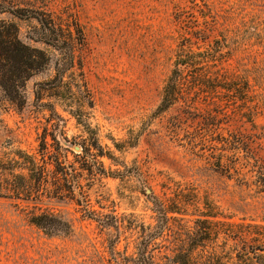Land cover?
<instances>
[{
  "label": "rangeland",
  "instance_id": "374dc122",
  "mask_svg": "<svg viewBox=\"0 0 264 264\" xmlns=\"http://www.w3.org/2000/svg\"><path fill=\"white\" fill-rule=\"evenodd\" d=\"M10 9L70 26L60 83L59 52ZM0 21L50 57L21 107L0 91V264H135L144 242L155 264H264V0H0ZM215 39L226 75L159 111L178 46Z\"/></svg>",
  "mask_w": 264,
  "mask_h": 264
},
{
  "label": "trees",
  "instance_id": "16d2710c",
  "mask_svg": "<svg viewBox=\"0 0 264 264\" xmlns=\"http://www.w3.org/2000/svg\"><path fill=\"white\" fill-rule=\"evenodd\" d=\"M10 12L18 17L34 18L39 25V40L44 44L53 47L60 54V60L55 62V74L50 82L46 84L55 85L62 81L63 73L73 66L74 62V44L76 36L70 29L63 27L62 24L55 23L54 19L43 12H33L23 14L17 9H10ZM77 34L80 31L76 29ZM205 30L201 29L203 34ZM201 39L204 41L205 36ZM211 43V42H209ZM221 41L215 39L205 50L195 51L192 49V43H181L175 50V59L170 75L163 85L162 97L158 106L159 111L166 110L185 91L183 84H197L198 81L205 79H222L226 75L219 65L223 61ZM50 62V57L43 49L29 46L23 43L16 34V27L12 23L0 21V91L6 101L21 107L24 104L23 90L26 81L33 75L43 71ZM188 80V81H187ZM193 89H196L194 87ZM224 92H230L229 88L222 87ZM39 92L36 91V100ZM50 112H54L51 105H44ZM222 106V105H221ZM99 156H105L112 159L110 152L99 151ZM28 170H30L28 168ZM153 204L158 218L157 234H159L166 225L167 215L162 204L153 197ZM30 222L43 231L46 235H68L71 226L68 221L52 213H33ZM135 264H155L145 255L144 249L146 243L142 244Z\"/></svg>",
  "mask_w": 264,
  "mask_h": 264
}]
</instances>
